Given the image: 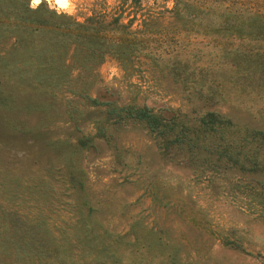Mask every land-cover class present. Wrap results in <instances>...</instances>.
I'll list each match as a JSON object with an SVG mask.
<instances>
[{
    "label": "rangeland",
    "instance_id": "1",
    "mask_svg": "<svg viewBox=\"0 0 264 264\" xmlns=\"http://www.w3.org/2000/svg\"><path fill=\"white\" fill-rule=\"evenodd\" d=\"M9 1L0 0V64L18 70L35 60L11 33L20 21L2 11ZM19 1L98 27L112 48L82 69L76 30L47 14L29 25L34 55L64 81L13 87L15 102L41 104L20 113L5 108L12 80L0 75V264H264V147L249 161L232 128L225 153L212 145L190 152L127 115L145 109L190 125L212 112L264 130V74L255 63L264 62V39L216 30L222 15L264 22V0ZM118 42L129 59L117 58ZM51 46L62 54L50 59ZM234 54L250 58L251 69ZM54 143L67 148L59 153ZM69 165L82 185L69 183ZM23 231L48 238L42 262L17 253L9 236Z\"/></svg>",
    "mask_w": 264,
    "mask_h": 264
},
{
    "label": "trees",
    "instance_id": "2",
    "mask_svg": "<svg viewBox=\"0 0 264 264\" xmlns=\"http://www.w3.org/2000/svg\"><path fill=\"white\" fill-rule=\"evenodd\" d=\"M8 5V8H3L4 10L2 11L5 13L11 12L13 16L18 18L21 22L20 23L18 21L19 24L11 29V33L15 35V41L17 42V44L32 50L31 57L35 60L28 63V65H26L25 67L37 65V69L39 68L38 71L36 70L35 72L28 74V70L24 69L25 67H23L22 69L17 68L18 70H14L12 68H16V64H13L12 62L6 60L2 61V64L0 65H3L4 69H6V71L8 70L9 72L5 71L4 74L0 75L9 78V80H12V82L7 81V83H9V87L11 88L10 90L8 89V91L5 93V102H3L5 108L9 109L10 111L15 110L16 112L20 113H29L30 111L40 109L41 106V104L37 102L32 103L31 101H20L19 103L16 101V103L14 93L11 92V89L13 87H20L19 85L24 87L29 86L32 88H35V86H59L64 81L65 76H62L63 74H61L60 71L57 72L55 76H53V78L51 75L45 74L41 68L46 65V62L50 60L42 56L34 55V51L37 50V47L36 45L34 46L33 43L34 30H29V25L42 23L44 15H50L53 20H59V23L63 21L68 22V25H72L76 30L74 38L72 39L73 43L75 44V47L73 48V55L75 54V61H77V64L82 67V69L89 70L91 65L90 63L95 62L98 59H102L103 55L107 53V51H111V42L104 40L102 37L98 36V27L93 28L83 24L71 23V21H69L68 19L50 13L48 10L42 9L41 7L35 10L26 7V5L19 0H10ZM187 14L193 16L191 17L192 19H194V17H198V15L190 11H187ZM220 17H222V22L217 27V31L222 32L225 29L229 33H233L236 35L251 36L254 38L264 39V22L257 17L251 16L247 18H239L232 15H222ZM24 22L28 25H24ZM100 24L102 25V23ZM101 31H103L102 26ZM105 42L108 44H105ZM45 45L46 44L40 43L39 49H42ZM114 46L116 48L115 52L118 55V59L127 60L130 58L129 54L126 53L129 52L128 44H122L118 42ZM85 50L91 51L92 56L85 55ZM47 53L50 59H53V57H55L56 55L60 56L62 54L59 49L55 48L54 50H52V46ZM234 55L235 59L239 58V65H243L242 69H251L252 62L250 58L245 57L243 59L237 54ZM255 63H257L259 67L263 68L264 74V62L258 59V61H255ZM256 69L257 68H255V71ZM262 80H264V75L262 76ZM127 115L134 117L135 119L144 121L146 125H148L150 130L155 131L157 135L163 136L167 144L175 145L176 147H179L181 149H187L190 152L196 151L204 145H212L216 149H220L221 151L216 150L218 151V153L232 148L234 142L226 138L228 135L227 132L232 131V128L234 131L241 133V137L238 141L239 144H237V146H240V148H248L247 152L245 151V153L247 154L249 161H253L256 159V149H261L264 147V130L255 129L248 126L247 124L235 123L229 118H224L222 115H219L217 113L208 112L200 117L196 123H191L190 125L185 124L184 122H175L174 119L167 120L168 122L166 123V120L161 117V115L153 114L152 112L146 111L145 109L136 108L134 110H131ZM210 134L213 136L209 138V143L205 142V139ZM224 139L228 140L225 145L219 143L224 141ZM88 141V138H84V140L79 141V143L81 147H83V145ZM54 147L55 150L59 153H63L64 148L65 150L67 148H63L62 144L60 143H54ZM234 154L238 155L239 152ZM230 155L231 154L228 155V159L230 158ZM73 171H76L77 173L74 174ZM78 172L79 171L77 169H73L70 165L68 166L69 183L75 185L77 184L79 186L82 185L81 174ZM82 221L84 222L85 219L82 218ZM25 232L23 231L22 236H9V239L18 241V244H15L16 247H18V249L16 250L18 254L31 256L32 259L33 256H36L38 263L42 262L40 255H43L45 252H50L52 250L49 245V241L46 240L48 238L46 236V238L43 237L37 231L35 233H32L30 231ZM95 237L96 235L93 236V238ZM83 241H85L86 243H90L89 245H91L92 243V240L88 238L86 233L83 235ZM107 248L108 246H104L102 251L107 250Z\"/></svg>",
    "mask_w": 264,
    "mask_h": 264
},
{
    "label": "water",
    "instance_id": "3",
    "mask_svg": "<svg viewBox=\"0 0 264 264\" xmlns=\"http://www.w3.org/2000/svg\"><path fill=\"white\" fill-rule=\"evenodd\" d=\"M35 1H42V0H35Z\"/></svg>",
    "mask_w": 264,
    "mask_h": 264
},
{
    "label": "bare ground",
    "instance_id": "4",
    "mask_svg": "<svg viewBox=\"0 0 264 264\" xmlns=\"http://www.w3.org/2000/svg\"><path fill=\"white\" fill-rule=\"evenodd\" d=\"M34 1V0H33Z\"/></svg>",
    "mask_w": 264,
    "mask_h": 264
}]
</instances>
